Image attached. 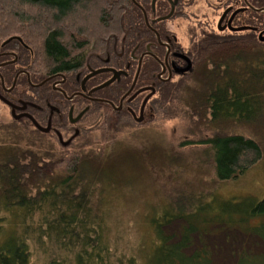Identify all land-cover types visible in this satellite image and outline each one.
<instances>
[{
    "label": "trees",
    "instance_id": "16d2710c",
    "mask_svg": "<svg viewBox=\"0 0 264 264\" xmlns=\"http://www.w3.org/2000/svg\"><path fill=\"white\" fill-rule=\"evenodd\" d=\"M26 7L38 13L19 11ZM77 10L96 28L88 27L86 19L72 20ZM5 14L25 26L27 33L17 36L29 46L39 36L49 74L80 66L92 45L100 54L98 60L92 56V63L108 55L111 65H122L135 41L151 34L131 0H0V23ZM196 51L193 69L184 76L191 79L185 103L197 124L207 128L208 135L197 143L208 146L215 177L233 179L264 153L259 141L264 135V41L250 33L211 37ZM156 68L154 59H147L139 79H151ZM15 73L16 63L1 68L0 82L10 86ZM185 82H158L160 98L167 88L180 89ZM121 118L128 117L118 116L114 123ZM20 153L0 148V212L14 224L2 236L0 264H138L136 256L114 245L106 197L111 188L134 181L133 175L124 176V168L138 165L140 155L117 161L110 155L56 159ZM151 214L157 215L148 222L154 239L142 264H264V196H184L182 203L171 202Z\"/></svg>",
    "mask_w": 264,
    "mask_h": 264
},
{
    "label": "rangeland",
    "instance_id": "374dc122",
    "mask_svg": "<svg viewBox=\"0 0 264 264\" xmlns=\"http://www.w3.org/2000/svg\"><path fill=\"white\" fill-rule=\"evenodd\" d=\"M19 11L33 14L36 12L29 7L21 8ZM188 11L193 14L192 18L188 17L187 20L182 17L177 21L179 27L176 34L184 48H188L189 34L197 33L199 36L201 30L198 28V20H201V13L211 12V9L200 3ZM83 12L77 10L70 17L75 21L80 20L81 23L87 17ZM194 14L198 16L195 17ZM2 18L0 44L9 37L27 33L28 30L24 29L25 26L20 25L16 18H11L7 14ZM86 20L90 23L88 27L96 28L97 24L91 22L89 17ZM37 30L36 28L33 31L37 33ZM30 47L36 52V57L38 56L35 71L39 75L44 74L46 69H43L45 65L42 64L40 56L41 39L38 35L30 43ZM184 76H174L171 82L177 85L180 80H185L184 86L180 84V89L167 88L166 94L161 98L160 93L156 94L154 101L159 100V104L152 103L154 112L143 124L137 125L129 118H121L120 123L116 124L109 109L95 110L91 116L86 117L82 134L69 147L25 130L14 121L9 107L0 101V148L5 147L16 154L25 152L28 155H47L56 159L76 153L110 155L112 160L117 161L122 160L123 156L126 158L128 155H140L141 161L138 165L130 163L124 168V176L129 175L130 179L133 175L134 181L127 185L120 184L119 189L111 188L105 206L109 210L107 222L111 226L112 237L115 238L114 245H117L119 252L136 256L138 264H142L145 259L144 252L150 250L154 239L152 227L148 223L157 216L151 214L152 211H161L171 202L180 204L184 196L207 194L209 197L211 193L223 199L246 195L257 198L264 196V153L259 161L233 179L219 181L215 177L209 160L211 154L208 146L197 143L206 138L208 131L205 126L199 124L200 127L196 118L188 112L185 98L188 96L189 86L185 85H191V79ZM21 83L19 80V84ZM19 87L23 91L24 84ZM110 120L112 124L109 123ZM235 129L240 130L238 127ZM259 141L264 148V135ZM153 155L157 157L153 158ZM5 214V211H1L0 219L3 220ZM6 217L8 220L5 218L3 222L0 242L3 240L2 236L14 227L12 221H9L10 215ZM214 233L219 236L217 231Z\"/></svg>",
    "mask_w": 264,
    "mask_h": 264
},
{
    "label": "flooded vegetation",
    "instance_id": "af4514ba",
    "mask_svg": "<svg viewBox=\"0 0 264 264\" xmlns=\"http://www.w3.org/2000/svg\"><path fill=\"white\" fill-rule=\"evenodd\" d=\"M131 1L140 9L145 27L151 34L142 35L135 41L122 65H111L108 55L101 58L100 62L92 63V56L97 60L100 58L99 52L92 49L95 45H92L80 66L51 74L43 71L44 74L39 75L34 67L33 50L21 36L9 37L1 45L0 69L16 63V83L11 87L4 86L1 82L0 96L16 106L13 117L11 108L6 104L17 124L33 132L35 136L57 142L64 147H69L82 134L86 117L91 116L95 110L109 109L115 120L116 116L122 115L137 125L143 124L154 112L152 103L154 105L156 94L159 93L158 82L171 83L174 76L187 75L193 69L197 47L206 38L227 39L230 35L250 33L261 41V33L264 35L262 0ZM200 3H204L211 12L201 13V20H198V28L201 30L199 36L197 33L189 34L188 48H184L176 34L179 27L177 21L182 17L192 18L193 14L188 10ZM12 42V49L3 50ZM10 57L13 58L9 59ZM149 58L156 62V71L151 79H139L141 69ZM188 64L187 71H179ZM98 69L106 70L85 79ZM110 69L120 72L118 77L110 84L100 87L114 75ZM22 77L26 80V91L19 87ZM123 79L125 83L118 90H113L115 84ZM149 87H153L154 92L141 108L143 100L151 92ZM138 118L139 121L136 120ZM109 123L113 122L110 120Z\"/></svg>",
    "mask_w": 264,
    "mask_h": 264
},
{
    "label": "water",
    "instance_id": "95a60500",
    "mask_svg": "<svg viewBox=\"0 0 264 264\" xmlns=\"http://www.w3.org/2000/svg\"><path fill=\"white\" fill-rule=\"evenodd\" d=\"M239 29H242V28H239ZM260 40L261 41H264V35H262V33H261V38H260ZM189 69V64H188V66L187 67H184V68H182V69H180L179 71L180 72H185V71H187ZM103 70H106V69H98V70H95V71H93L92 73H90L87 77H85V79H87L89 76H91V75H94V74H96V73H99V72H101V71H103ZM113 73H114V75L109 79V80H107L105 83H103L102 85H100V87H103V86H106V85H108V84H110L111 82H113L117 77H118V75H119V73L120 72H118V71H116V70H114V69H110ZM84 79V80H85ZM2 81V84H3V80H1ZM15 83H16V76L14 77V79H13V82H12V86H14L15 85ZM11 86V87H12ZM149 89L151 90V92L145 97V99L143 100V103H142V107L141 108H143V106H144V104H145V102L147 101V99H148V97L154 92V88L153 87H149ZM0 99L5 103V104H7L10 108H11V114H12V116L14 117V108H16V106L14 105V104H12L11 102H9V101H7L6 99H4V98H2L1 96H0ZM142 110V109H141ZM31 120H32V122L36 125V126H38V124L35 122V120L32 118V117H30L29 115H27ZM16 118V117H15ZM137 121H139L140 120V118H138V119H136Z\"/></svg>",
    "mask_w": 264,
    "mask_h": 264
}]
</instances>
